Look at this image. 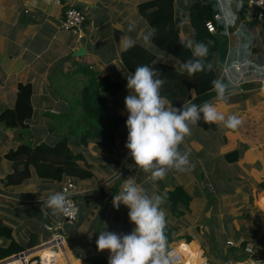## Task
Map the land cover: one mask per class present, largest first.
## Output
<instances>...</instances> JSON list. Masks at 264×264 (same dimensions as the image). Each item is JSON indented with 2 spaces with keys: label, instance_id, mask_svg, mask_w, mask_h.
I'll return each mask as SVG.
<instances>
[{
  "label": "crops",
  "instance_id": "1",
  "mask_svg": "<svg viewBox=\"0 0 264 264\" xmlns=\"http://www.w3.org/2000/svg\"><path fill=\"white\" fill-rule=\"evenodd\" d=\"M153 1L156 0H60L58 4L57 0H0V114L15 108L20 84L33 87V116L27 121V128L11 129L0 123V226L12 233V239L0 237V247L9 246L13 240L24 252L50 240L51 229L56 230L63 223V214L53 215L49 210L45 215L41 207L50 194L62 192L66 183L73 181L78 217L73 224L64 226L66 246L62 256H57L59 264H108L110 252L98 251L96 240L104 230L117 234L133 230L129 209L121 205L117 210L112 203L124 180L133 177L149 195L166 197L161 205L167 221L166 255L171 251L179 253L184 264H250L252 260L264 259V190L260 187L264 184V24L246 23L254 20L246 0H231V16L220 10L219 0H174L182 44L194 39L190 10L198 1L212 4L215 17H219H214L217 28L224 25L229 31L225 61L217 54L209 63L220 69L221 76L225 75L234 86L241 79L246 84L232 93L236 101L227 103L222 98L212 104L226 118L236 114L242 124L227 129L212 123L219 126L217 131L203 129L201 120L198 125H190L191 134L179 145L181 152L190 153V170L169 169L165 177L153 180L151 173L136 167L125 146L129 115L125 105L129 95L126 76L131 73L123 64L124 48L120 43L122 36L130 37L135 45L153 53L156 63L186 72L181 69V60L158 48L153 27L139 12L140 5ZM68 6L78 7L87 16L80 41L62 28ZM129 25H134L132 31H128ZM149 33L146 41L144 36ZM248 36L252 38L249 43ZM255 44L256 52L252 51ZM82 48L87 52L76 57L75 53ZM81 67L93 70L100 79L109 77L123 85L119 95L105 102L109 122L114 117L125 121L114 138L107 140L102 135L90 139L87 146L72 141L69 144L73 153L83 156L81 165L92 177L41 179L30 165L27 179L19 181L18 176L17 182H10L15 169L7 154L20 146L54 147L68 132L67 125L52 116L71 113L70 105L74 104L59 99L57 91L63 90L73 97L77 88L74 81L79 88L84 87L88 78L84 81ZM190 95L195 99L196 91L191 90ZM74 114V123H79L82 107ZM234 151L240 152L239 159L229 163L227 156ZM218 165L234 171L231 175L236 180L235 190H227L230 181H223L219 191L213 181L225 176L217 174ZM24 168L20 165L18 171ZM255 221L259 228L254 226ZM249 244L254 247L253 256L246 252ZM5 260L0 263L7 264Z\"/></svg>",
  "mask_w": 264,
  "mask_h": 264
},
{
  "label": "trees",
  "instance_id": "2",
  "mask_svg": "<svg viewBox=\"0 0 264 264\" xmlns=\"http://www.w3.org/2000/svg\"><path fill=\"white\" fill-rule=\"evenodd\" d=\"M150 9H153V11L148 13ZM139 12L153 27L154 42L159 49L181 60L182 63L192 58L191 50L184 47V44L181 43L179 38L180 22L175 18L174 0H156L148 4H142L139 7ZM214 17L215 12L212 4L204 5L198 1L191 7L190 22L195 30L193 41L204 42L209 48L208 55L203 58L205 65L210 64V59L217 54L221 55V60L223 62L227 56L226 47L228 44L227 36L229 31L224 25H219L217 28L216 25L218 23L214 20ZM210 21H213L216 27L215 33H210L206 27V24ZM246 23L250 25H263L264 21L259 22L254 19L252 22ZM251 39L252 38L248 36L246 42L249 43ZM247 43H244L243 46L247 47ZM252 48V51L256 52L258 49L257 44ZM156 60L157 58L153 53L138 45H134L127 50L124 49L122 53L123 64L131 74L134 73L136 67L140 65H148L156 69L158 78L165 81L161 88V96L164 97L171 106L177 108L182 107L184 103H196L199 105L205 101L213 103L216 100H221L217 97V93L212 90L211 82L213 80L218 79L225 86L223 99H225L227 103L228 101H236L232 93L239 91L241 85L243 86L246 84V82L241 79L238 83L234 81L238 85L234 86L225 75L221 76L220 69L218 70L215 66H212L211 71H208L206 68L204 72H198L190 76L187 72L181 73L170 65L156 63ZM251 68L256 70L255 65H252ZM80 71L87 75L88 78V83L84 85L81 90V96L76 98L74 102V105L80 106L83 109L82 120L79 123H73V117L76 114H74L75 106L70 105L71 113L52 116L54 119L56 118L60 122L65 123L68 129V132L63 135V139L57 143V145L50 147L42 144L34 149L29 146H20L16 151L7 154L6 158L13 162L15 169L14 175L9 178L10 182H17L16 178L18 176H20L19 181L27 179L30 175V165L35 167L41 179L61 181L64 176L74 179L92 177V173L81 165V161L84 160L83 156L73 153L69 144H71L70 142L72 141L78 146H87L90 139L102 135H105L107 140H112L114 138L115 133L125 121L121 117H114L112 121L109 122L106 118L107 108L105 102L119 95L123 90V85L109 77L100 79L97 77L98 74L88 67H81ZM18 89L15 108L13 110H6L0 114V123L11 129L27 128V121L33 116L32 85L20 84ZM193 89L196 91L195 99L190 95V91ZM228 94L229 97L227 98L226 96ZM69 104H71V102ZM201 123L203 129L206 131L219 130V126L216 124H207L202 119ZM80 129H82V131L79 133ZM239 156L240 152L234 151L227 156V161H229V163L236 162ZM20 165H24V171H18ZM260 187L264 190V184H261ZM179 191L180 189L178 192ZM189 203L190 200L185 204L189 205ZM254 226L259 228L257 221H255ZM164 232L168 233L167 231ZM0 237L12 239L11 230L7 227L0 226ZM253 239L255 240V236ZM243 245L246 246V242ZM22 251L23 249L17 246L12 240L9 246L0 247V261L21 253Z\"/></svg>",
  "mask_w": 264,
  "mask_h": 264
},
{
  "label": "clouds",
  "instance_id": "3",
  "mask_svg": "<svg viewBox=\"0 0 264 264\" xmlns=\"http://www.w3.org/2000/svg\"><path fill=\"white\" fill-rule=\"evenodd\" d=\"M231 0H219V8L231 16ZM134 25H129L132 31ZM151 33L144 36L147 41ZM127 50L135 45L130 37L120 38ZM184 47L191 50L192 58L181 65L190 76L211 71L212 65H205L203 58L209 48L204 42L187 41ZM129 95L125 97L128 112L126 127L128 136L126 148L136 167L151 173L153 180L165 177L169 169L180 172L190 170L187 151L181 152L179 145L191 134L190 125H198L202 119L207 124L219 123L227 129H236L242 120L236 115H225L209 101L202 104L184 103L182 107L169 106L161 96L165 81L158 78L157 70L148 66H137L134 73L126 76ZM212 90L217 97L224 98L225 86L220 80H213ZM166 197L156 193L149 195L133 177L124 180L120 190L113 197V206L121 205L129 209L128 216L134 225L130 233L117 234L107 230L99 233L97 250L109 251L108 264H171L172 253L165 254L166 213L161 207ZM70 215V204L64 192L49 195L41 207L48 215Z\"/></svg>",
  "mask_w": 264,
  "mask_h": 264
},
{
  "label": "built area",
  "instance_id": "4",
  "mask_svg": "<svg viewBox=\"0 0 264 264\" xmlns=\"http://www.w3.org/2000/svg\"><path fill=\"white\" fill-rule=\"evenodd\" d=\"M247 6L253 11V18L259 22L264 21V0H246ZM60 4V0H57ZM219 17L216 16L215 19ZM87 23V17L83 11L77 9L75 6H68L65 10L62 28L66 32L74 35L80 41L84 35V29ZM206 27L210 33L216 32V27L212 22H208ZM264 88V87H263ZM76 184L73 181H68L63 187L62 192L66 193L67 199L70 204V215H63V223L56 228L51 229L52 237L47 242L27 249L24 252L11 256L5 260L7 264H59L60 260L57 256H62L66 246V236L64 233L65 225L73 224L78 217V206L75 195ZM246 252L250 255H254V247L249 244L246 247ZM172 253L171 264H184L182 255L179 253ZM1 264V263H0ZM250 264H264V259L252 260Z\"/></svg>",
  "mask_w": 264,
  "mask_h": 264
},
{
  "label": "rangeland",
  "instance_id": "5",
  "mask_svg": "<svg viewBox=\"0 0 264 264\" xmlns=\"http://www.w3.org/2000/svg\"><path fill=\"white\" fill-rule=\"evenodd\" d=\"M77 9H78V7H77ZM82 11V10H81ZM85 14V13H84ZM86 15V14H85ZM87 17V16H86ZM84 77V81L85 80H87V76L86 75H83ZM99 78H100V76H99ZM83 84H85V82H82ZM74 84H75V87H77L76 88V91L74 92V94L75 95H73V97H69V96H67L66 95V93L63 91V90H61V91H57L59 94H58V98L59 99H61L62 101L64 100V101H68V103H70V102H75V100H76V97L77 96H79V94H80V92H79V89H80V91H81V89H82V87H83V85L82 86H80V88H79V84H78V82H76V81H74ZM76 84H77V86H76ZM257 84H261V83H257ZM259 86H261V85H259ZM241 87H243L242 85H241ZM239 96V95H238ZM71 104H75V103H71ZM75 107H74V109H75V111H79L80 110V107H78V106H76V105H74ZM47 118H48V116H46ZM47 121V119H44V122H46ZM75 122V121H74ZM73 122V123H74ZM82 131V129H80L79 130V133ZM81 137V136H80ZM80 137H79V139H80ZM210 170H212V169H210ZM216 172H217V174L218 175H222V176H225L224 178H223V180H221L219 177H216V179L213 181L215 184H216V186H217V188L219 189V191L223 188V181L225 182V181H227V182H229L230 181V183H227V190H229V191H232V190H235L237 187L235 186V182H236V180L234 179V177H232V175H231V173H234V171L233 170H228V169H226V168H223L222 166H220V165H218V168L216 167ZM199 180V182H200V178L198 179ZM255 199H256V196H255ZM263 199H264V196H263ZM263 199H261V203L260 204H262V200ZM254 206H255V204H254ZM241 210V212L242 211H244L245 209H240ZM240 210H235L234 212H240ZM253 213V215L255 214L254 213V211L252 212ZM67 250L69 251L70 249L69 248H67ZM61 264H64V262H61Z\"/></svg>",
  "mask_w": 264,
  "mask_h": 264
},
{
  "label": "water",
  "instance_id": "6",
  "mask_svg": "<svg viewBox=\"0 0 264 264\" xmlns=\"http://www.w3.org/2000/svg\"><path fill=\"white\" fill-rule=\"evenodd\" d=\"M87 52V49L86 48H82L80 50H78L76 53H75V56L76 57H82L85 55V53Z\"/></svg>",
  "mask_w": 264,
  "mask_h": 264
},
{
  "label": "bare ground",
  "instance_id": "7",
  "mask_svg": "<svg viewBox=\"0 0 264 264\" xmlns=\"http://www.w3.org/2000/svg\"><path fill=\"white\" fill-rule=\"evenodd\" d=\"M45 264H47V261H45Z\"/></svg>",
  "mask_w": 264,
  "mask_h": 264
}]
</instances>
